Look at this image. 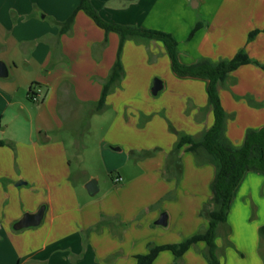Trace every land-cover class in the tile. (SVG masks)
<instances>
[{
  "label": "crops",
  "instance_id": "obj_1",
  "mask_svg": "<svg viewBox=\"0 0 264 264\" xmlns=\"http://www.w3.org/2000/svg\"><path fill=\"white\" fill-rule=\"evenodd\" d=\"M237 1L221 0L216 14L222 7L234 11ZM78 2L0 0V61L7 69L6 76H0V140L4 142L0 145V264H136V256L147 254L150 244L179 243L208 224L201 210L210 207L215 166L197 164L194 154L181 148V175L176 182L166 163L178 137L165 128L161 139L151 132L144 136L149 124L144 127L143 118L151 109L134 104L132 91L110 92L103 109L90 114L104 122L101 143L106 147L99 148V154L108 169H117L115 176L121 180L116 182L111 176L112 185L96 199L78 194L61 130L96 105L119 43L118 33L106 32L82 10L75 13L70 29L60 33L61 24ZM90 2L106 21L136 22L125 18L135 12L136 4L123 7L113 0ZM205 4V0H193L194 7ZM188 21L191 26V13ZM211 23L208 29H212ZM177 26L187 24L178 22ZM208 37L207 30L199 28L193 51L182 52L178 44L180 62L211 58L213 46ZM148 44L159 47L169 58L166 47L157 40L149 39ZM250 57L260 63L264 59ZM253 64H243L232 72L245 70L253 81L262 80V68ZM35 89H40L38 100L33 99ZM251 93L264 98V91ZM223 94L225 100L220 96V101L226 114L238 102L247 119L238 132L225 126L226 138L239 147L248 129L264 126V116L260 119L255 108L258 103L249 94L245 95L252 101L246 98L249 105ZM211 115L209 107L206 115L188 120L189 128L182 131L198 139L212 125ZM82 177L84 193L95 196L99 181L96 193L90 194L84 186L94 176ZM41 206L44 212L38 225L13 228L24 213H35ZM162 213L167 215L165 225L156 223ZM227 224L235 264H263L258 234L264 224L263 172L244 173L233 192ZM219 232L223 233L221 225L218 236ZM205 246L204 241L191 245L179 264H208L202 256ZM151 264H176L174 254L161 250Z\"/></svg>",
  "mask_w": 264,
  "mask_h": 264
},
{
  "label": "rangeland",
  "instance_id": "obj_2",
  "mask_svg": "<svg viewBox=\"0 0 264 264\" xmlns=\"http://www.w3.org/2000/svg\"><path fill=\"white\" fill-rule=\"evenodd\" d=\"M205 1V5L197 8L194 7L193 0H113L123 7L136 4L134 10L137 11V15L134 12L130 16L129 13L125 16V18L136 20V22L133 25L108 22L138 29L164 31L173 36L175 34V39L182 52L194 50L195 39H197L194 36L199 28L194 30L193 34L191 33L195 24L201 22L203 25L200 28L207 30L208 43L213 46L211 58L209 56L201 58H207L216 63L222 59L232 58L241 49L249 56L252 54L264 58V0H238L236 3L237 10L234 9L230 12L227 7H222L218 14H216V9L221 0ZM190 13L193 19L191 26L188 25ZM110 18L113 19L114 16L110 15ZM178 22L187 24V26L178 27ZM208 22H212V29H208ZM254 29H259L260 32L251 41H248V34ZM222 36L223 40H221ZM157 41L159 45H163L161 41ZM148 42L149 39L136 35L124 40L120 52L124 73L112 93L114 91H126L128 93L132 91V94H136L134 104L141 105L143 109H151V113L143 118V126L149 124L144 129V136L151 132L154 137L161 139L164 136L165 128L170 135L177 138L178 134L186 133L182 130L189 128L188 120L192 121L196 115L204 116L209 110L207 81L178 76L172 70L168 56L161 53L159 47H151ZM225 44L229 45L226 46ZM261 62H264V59ZM253 65L257 66L256 64ZM260 71L264 77V70L260 69ZM155 79L162 81V88L157 94L151 92ZM251 91H264V78L253 81L245 70L232 72L226 80L217 83L218 96L219 98L222 96V100H225L223 93H227L235 101L242 100L248 104L245 95L249 94L258 103L255 108L258 110V114L261 113V119L264 116V98L254 95ZM145 92L147 96L144 94ZM139 93L141 96L138 95ZM236 104L239 103L235 102L234 105L237 107H231L230 112H227L226 126L229 127L230 125L238 132L247 119L245 114L239 111V106ZM228 106L230 107V105ZM92 109L88 108L87 113L72 122H67L61 130L78 194H83L86 199L101 197L106 187L112 185L111 176L118 173L117 169H108L101 159L99 148L106 147L105 142L101 143L104 138V122L102 119L94 120L98 118L96 116L90 118ZM2 129L3 127L0 128V131ZM88 173L93 174V178L100 183V191L92 197L84 193L81 185L82 175ZM252 220L250 219V221ZM214 243L218 247L217 256L220 264H226V262L235 264L233 261L235 252L230 251V249H234L230 232L225 237L219 232ZM202 256L204 257L203 254Z\"/></svg>",
  "mask_w": 264,
  "mask_h": 264
},
{
  "label": "trees",
  "instance_id": "obj_3",
  "mask_svg": "<svg viewBox=\"0 0 264 264\" xmlns=\"http://www.w3.org/2000/svg\"><path fill=\"white\" fill-rule=\"evenodd\" d=\"M78 10L84 11L92 20L106 32L114 31L119 35V47L117 57L112 65L108 78L104 81L101 95L91 112L103 109L106 96L112 92L123 76V66L120 59V52L124 40L130 36H142L146 39L159 40L166 47L172 70L178 76H190L206 79L208 81L207 94L208 103L212 111V125L198 138L186 134H178V140L169 153L166 170L171 171L179 181L181 175V160L179 151L184 148L194 154L196 163H212L215 166V175L211 183L212 197L210 207L203 206L201 214L207 218L206 229L199 231L192 236L183 239L179 243L149 245V252L144 255H137L136 264H151L157 253L161 250H171L174 254L175 263L179 264L182 254L198 241H204L206 246L203 255L208 264H220L214 243L218 235V227H223V235L230 232L227 224V214L230 201L236 186L241 181L246 171H261L264 173V126L259 129H248L244 142L241 146L235 147L225 136L227 114L221 104L217 92V83L227 79L230 72L239 66L254 63L264 70V62L260 63L252 59L243 49L239 50L232 58L222 59L216 63L207 58H199L195 63L184 64L178 58V42L168 32L154 29H138L131 26L119 25L108 22L100 17L90 0H79L67 19L61 24L60 33L67 32L73 23L75 13ZM203 24L197 22L192 30L200 28ZM259 29H254L248 34V41L252 40ZM250 103L251 99L247 97ZM4 144L0 140V145ZM260 240V253L264 264V224L258 228Z\"/></svg>",
  "mask_w": 264,
  "mask_h": 264
},
{
  "label": "water",
  "instance_id": "obj_4",
  "mask_svg": "<svg viewBox=\"0 0 264 264\" xmlns=\"http://www.w3.org/2000/svg\"><path fill=\"white\" fill-rule=\"evenodd\" d=\"M7 69L5 64L0 61V76H6ZM162 88V81L160 79H155L153 85L151 87V92L153 94H157V92ZM85 189L90 194H94L97 191V181L94 178L89 179L85 183ZM44 212V206H41L35 213H24L21 219H19L16 223H14V229H21L24 227L29 226H36L40 223ZM167 222V215L162 213L158 220L156 221L157 224L165 225Z\"/></svg>",
  "mask_w": 264,
  "mask_h": 264
},
{
  "label": "built area",
  "instance_id": "obj_5",
  "mask_svg": "<svg viewBox=\"0 0 264 264\" xmlns=\"http://www.w3.org/2000/svg\"><path fill=\"white\" fill-rule=\"evenodd\" d=\"M39 92H40V89H35V90H34V92H33V99H34V100H38L36 95H37ZM120 180H121V177H120V176H115L114 181L118 182V181H120Z\"/></svg>",
  "mask_w": 264,
  "mask_h": 264
}]
</instances>
